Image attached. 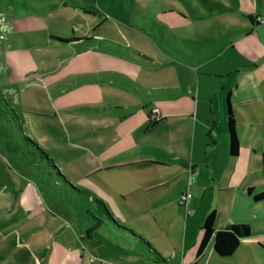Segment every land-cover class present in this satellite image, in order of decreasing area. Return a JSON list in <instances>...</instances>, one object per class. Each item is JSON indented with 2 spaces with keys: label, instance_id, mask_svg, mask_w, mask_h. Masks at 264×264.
I'll return each instance as SVG.
<instances>
[{
  "label": "crops",
  "instance_id": "0c3cea01",
  "mask_svg": "<svg viewBox=\"0 0 264 264\" xmlns=\"http://www.w3.org/2000/svg\"><path fill=\"white\" fill-rule=\"evenodd\" d=\"M234 1L240 24H225L218 38L200 44L170 35L151 54L95 35L110 18L97 16L96 0H69L80 23L76 32L66 30L65 14L49 23L44 9L25 4L6 16L0 24V93L19 109L21 134L49 147L56 169L77 170L78 158L66 157L68 149L95 151L103 161H88L84 176L101 188L97 197L105 206L143 225L136 237L152 258L120 243L111 251L94 241L91 230H77L61 207L44 199L33 175L0 148V264H264V201L253 199L264 191V23L255 22L264 19V0ZM52 36L77 40L64 44ZM61 50L67 59H58ZM112 95L118 102L111 103ZM152 112L156 124L146 129ZM153 168L136 189L111 176ZM186 187L194 195L191 214L182 218L176 199ZM174 206L178 225L170 214ZM211 213L215 232L233 225L250 229L231 257L216 255L212 239L196 257Z\"/></svg>",
  "mask_w": 264,
  "mask_h": 264
},
{
  "label": "rangeland",
  "instance_id": "374dc122",
  "mask_svg": "<svg viewBox=\"0 0 264 264\" xmlns=\"http://www.w3.org/2000/svg\"><path fill=\"white\" fill-rule=\"evenodd\" d=\"M7 1L0 0V24H2L6 16L13 15L18 10L17 7L25 4L29 10L31 8L44 9L47 15L50 14L49 23L56 22V17L60 19V16L65 14L67 24H64V26L66 30L71 28L76 32L80 25L69 0H16L15 2L18 3V6L15 8L12 5V0ZM242 3L245 4V1L243 0ZM64 6H68V8L66 9ZM159 7L161 9L160 12L154 10ZM90 10L92 11V9ZM163 10L167 12H162ZM94 11L97 16L101 14L103 17L106 14L110 17L105 26L106 28L101 31L96 30L95 35L121 44L131 45L146 54L155 52L156 47L168 42L170 35L189 43L200 44L206 39L218 38L217 36L221 34L225 24L234 25L241 23V17L237 14V5L234 0H96ZM85 12L90 13L88 10H85ZM123 21L127 23L123 24ZM145 29L148 32L143 31ZM151 34L158 40L156 41L150 37ZM159 39H161V42ZM62 52L64 51L61 50ZM67 58L68 55L64 53L58 56L59 60ZM60 75H67V73L63 71L60 72ZM0 76H3L1 70ZM118 100L114 95L110 98L112 104L118 102ZM15 111L20 115L19 109L13 107L6 97L0 93V148L10 157L16 158L21 169L33 175V178L41 186L44 199L48 202L51 201V205L56 204L58 208L61 207L64 217L68 216L77 230H82L84 234L91 230L90 235H92L94 241L98 244L101 243L100 245L105 248L111 251H118L117 245L120 243L121 246H125L128 249L133 248L134 253L147 255L151 259L152 256L148 253L147 247L136 237L145 232L143 225H138L134 219L124 221L119 216V213L111 210L112 207L110 205L105 206V208L114 216L117 226L124 228V230H131V233L117 228L107 219L104 220L107 226L101 225V227L97 228L98 223L93 218L99 219L100 216L95 212L97 206L92 201V198L99 199L97 196H100L101 188L93 185L95 180L86 178L83 172L88 161L97 160L101 163L103 161L102 158H94L92 153L94 152L95 154V151L86 148L85 150L75 151L68 149L70 152L66 153V157L71 159L78 158L74 165L77 170L71 171L67 166L65 168L60 167L58 170L65 180L75 188L71 189L65 185L55 171L39 159L36 149L32 146L28 147L27 143L22 139ZM28 137L30 138V136ZM31 141L36 144L35 138L31 139ZM24 145L28 148L24 147ZM38 148L50 155V158L55 159V154L49 147L39 145ZM118 150L119 148L112 149L110 155L117 154ZM111 173L114 179L113 183L122 182L127 187L136 189L135 187L142 183L144 179L151 177L155 173V169H131L122 170L120 173ZM98 177H102V173H98L96 178ZM1 179L8 181L9 178L2 177ZM185 193L190 195L185 206L179 204V198L178 200L176 199V206L179 207L182 218L191 214L189 205L194 195L188 187L185 188L182 194ZM132 197L137 199L138 193H135ZM176 206L171 209L172 212L170 214L172 215V220L178 225L180 216ZM93 230L96 231L94 232ZM86 242L87 240L85 239Z\"/></svg>",
  "mask_w": 264,
  "mask_h": 264
},
{
  "label": "trees",
  "instance_id": "16d2710c",
  "mask_svg": "<svg viewBox=\"0 0 264 264\" xmlns=\"http://www.w3.org/2000/svg\"><path fill=\"white\" fill-rule=\"evenodd\" d=\"M51 38L56 40L57 42L64 43V44L72 43V42H75L77 40L75 38H61V37H53V36ZM150 115H151V113L148 114V124H147L146 129H149L156 124V122L150 121ZM228 128H229V135H230L229 152H230L231 156L235 157L237 155L238 144H237V140H236V137L234 134V122L232 120L230 112H229V117H228ZM21 136H22V139L27 143L28 147L32 146V147H34V149H36L38 156H39V159H41V161L44 162V164L48 165L53 171H55L57 173V175H59V177L63 180V182L65 183L66 186L70 187L71 189H75L60 174L58 169H56V167L54 166L52 160L48 158L47 154L45 152H43V150L38 148V146H36V144L33 143L32 141H30V139L28 137H26L22 134H21ZM24 147H27V146L24 145ZM29 155H32V154H29ZM261 173H262V176L264 178V156H263L262 161H261ZM253 199L256 202L264 201V191L261 192L260 194L255 195ZM92 201L97 206L96 207L97 209L95 212L98 213L100 216L99 219L93 218L98 223L97 228L101 227V225H106V223L104 222L105 219L109 220L117 228H120L119 226H117V224L114 221L113 216L105 208V205L103 204V202L101 200L96 199V198H92ZM214 220H215V214L214 213L209 214L206 217V219L204 220L203 226L201 228L202 239L199 243L197 253H196L197 259L201 256L206 245L208 244V242L211 239H212V247H213V250L216 253V255H218L221 258H228V257H231L234 254V252L236 251V249L238 248L239 243H240L239 240L242 238H246V237L250 236V229L248 228V226H245V225H233V226H230L229 228H226L224 230L215 232L214 228H213ZM120 229L123 230L124 232H130L131 233V231L128 229L127 230L126 229L124 230V228H120ZM95 231L96 230H94V232ZM133 237H135V236H133ZM146 246L150 247L149 244H147ZM150 252L155 253V251L152 249ZM156 256H158V255L156 254ZM154 260L158 261V262L164 261L163 259H161V258L159 259L158 257L155 258ZM193 264H195V263H193Z\"/></svg>",
  "mask_w": 264,
  "mask_h": 264
},
{
  "label": "built area",
  "instance_id": "2783aa9c",
  "mask_svg": "<svg viewBox=\"0 0 264 264\" xmlns=\"http://www.w3.org/2000/svg\"><path fill=\"white\" fill-rule=\"evenodd\" d=\"M255 22L259 23V24H263L264 23V19L262 17H256L255 18ZM156 120H157V117L154 114V112H152L151 115H150V121L151 122H156ZM194 173L195 172L193 170H191L189 172V180H188L189 184H191L194 181ZM189 197H190L189 194H186V193L182 194L180 199H179V204L185 206L187 200L189 199Z\"/></svg>",
  "mask_w": 264,
  "mask_h": 264
}]
</instances>
